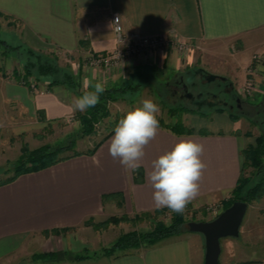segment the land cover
Instances as JSON below:
<instances>
[{"label": "crops", "instance_id": "1", "mask_svg": "<svg viewBox=\"0 0 264 264\" xmlns=\"http://www.w3.org/2000/svg\"><path fill=\"white\" fill-rule=\"evenodd\" d=\"M0 15L9 19L19 44L34 50L54 49L68 57L84 88L86 80L94 88L97 82L109 87L160 73L169 76L193 61L194 50L187 54L168 47L110 67L86 63L90 54L106 53L117 46V15L126 32L176 39L200 49L199 68L231 78L241 103L264 100V0H0ZM2 63L0 50V163L10 144L3 119L9 108L34 119L39 111L47 121L67 119L75 113L72 100L77 97L62 85L31 88L22 82L21 73L6 72ZM241 121L219 110L187 123L193 129L189 135L159 126L155 139L144 149L139 167L143 181L139 183L134 181L135 170H126L109 154L113 133L92 155L73 156L0 185V264L29 237L44 231L70 229L50 234L49 238L56 239L49 250L60 243L57 250H74L84 246L83 237L93 235L92 226L83 224L89 218L100 222L119 210L132 214L157 209L148 180L152 161L181 139H194L204 146L201 159L206 168L199 194L189 204L200 208L225 200L241 173L242 149L255 141L238 131ZM109 193H121L123 204L103 202L102 196ZM258 204L264 211V197ZM203 253L202 236L185 232L152 247L129 249L109 260L85 264H201ZM233 264H264V256Z\"/></svg>", "mask_w": 264, "mask_h": 264}, {"label": "rangeland", "instance_id": "2", "mask_svg": "<svg viewBox=\"0 0 264 264\" xmlns=\"http://www.w3.org/2000/svg\"><path fill=\"white\" fill-rule=\"evenodd\" d=\"M12 31L9 19L0 15V42H4V45L0 43V50L2 51L3 56L1 67L6 72L13 73L15 71V73L22 74L26 63L34 61V58H29L28 48L30 47L21 43L19 44L14 35H12ZM169 47H175L180 51L174 45ZM32 50L40 53L43 59H51L53 65H56V68H59L60 75L66 70L67 65H71L68 57H65L57 50ZM192 50H194L193 61L188 67L183 68L181 71L169 76H164V74L160 73L156 77L150 76L138 78L126 83V85H139V87L136 90L127 91L121 96L122 98L118 99V101L110 103V116L96 126V131L93 135L78 139L75 149L78 152H84L92 148L95 142L99 141L106 135L111 128V125H113L119 117L124 116L129 110L141 106L145 99H151L158 105L159 112L157 113V118L167 124H174L177 120H180L182 122L184 121V124L186 125L198 117L207 118L213 112L219 111H211L210 109L204 108L202 109L203 113L195 110L188 111V105L186 103L184 104V102L181 103L180 99L171 93L175 90L173 84L176 79L180 76L185 79L188 71L200 67V49L191 46L190 51ZM190 51H185V53L188 54ZM88 57L86 58V63L89 64ZM6 68H9L10 70H7ZM213 74L224 76L220 72ZM227 81L231 82L234 87V82L231 78L227 77ZM22 82L24 83V80H22ZM48 83V80L37 82L34 76H31L28 79V85L31 88H34L37 84L48 86ZM236 93L238 94V92ZM238 96H240V94H238ZM240 106V109H225V111L237 114L238 120L242 119L238 131L256 138L261 131H264V123L259 124V122L264 121V111L257 113L245 103H240ZM75 113L67 119L42 121L38 119L39 116L34 119L24 112H16L9 108L3 119L5 125H7V132L10 135V144L8 148L2 152L4 154L0 163V180H4L13 174V165L20 156L24 146H26L28 150H32L46 144L55 145L67 143L69 134L78 131L80 127L79 122L76 120ZM253 171L254 170L251 166H247L244 172L247 176H252ZM257 179L256 176H252L247 187L253 185ZM222 204V201H220L200 208L190 206L185 209L187 220H210L223 210ZM135 214L136 213H124L119 210L118 213L110 215L109 217L127 215L132 218ZM158 219L162 218L159 217ZM168 219L169 216L164 218L165 221H168ZM153 225L154 223L151 220H141L136 222L109 224L106 228L100 230L92 228L93 235L91 237H83L82 243L84 246L79 245L74 248V250L67 248L57 250V247L62 246L61 243L54 244V251L49 250V248H51L50 246H52L51 242L56 238H49V235L45 234H36L29 237L23 247L17 252L9 255L2 264H85L107 260V257L102 254V250L110 247L116 237L131 230H137L140 232L149 231ZM186 232L196 233L190 232L189 230ZM197 234L201 235L200 233ZM59 239L60 238H58V241H60ZM262 249H264V211L259 209L258 201H252L248 204L246 214L240 227L239 237H226L221 239V254L218 264H233L241 259L264 256V251H261ZM47 252H55L57 253V256L52 260L37 259L38 256ZM82 252H86L90 256L93 253L97 255L96 257H88L81 262L73 261V255ZM201 264H203V259Z\"/></svg>", "mask_w": 264, "mask_h": 264}, {"label": "trees", "instance_id": "3", "mask_svg": "<svg viewBox=\"0 0 264 264\" xmlns=\"http://www.w3.org/2000/svg\"><path fill=\"white\" fill-rule=\"evenodd\" d=\"M0 43L4 45V42ZM28 56L29 58H34V61H29L23 68L22 80H24V84L28 85V79L31 76H34L37 82L48 80L49 87L54 85L65 86L75 92L77 97L82 96L85 91H94V88L85 89L82 86L79 77L74 76L71 65H67L66 70L60 75L59 68H56V65H53L51 59H43L40 53L33 51L31 48H28ZM138 87L139 85H126V83L105 87V91L100 94L99 103L95 107L88 108L84 112L76 111L75 117L79 122L80 127L78 131L69 134L67 143L55 145L46 144L32 150H28L27 147L24 146L20 156L13 165V174L4 180H0V185L12 182L21 174L39 171L73 156L80 154H94L97 148L114 133L117 123L123 116L119 117V119L111 125V128L106 135L99 141L95 142L92 148L84 152H78L75 149L78 139L93 135L96 131V126L110 116L109 104L118 101V99L122 98L121 96L127 91L136 90ZM247 106L259 113L264 111V100L258 104H247ZM187 110L194 111L192 109ZM217 110L225 109L220 108ZM38 114L39 120H46L42 112L39 111ZM229 115L232 120H238L237 114L229 112ZM158 121L159 126L169 129L177 135H189L193 133V129L186 126L180 120H177L174 124L164 123L161 119H158ZM262 123H264V121L259 122V124ZM241 157V173L230 195L222 201L223 209L231 205L232 202L236 200H243L249 204L252 201H258L264 197V131H261L256 136L254 144H250L242 149ZM247 166H251L253 168L254 171L252 176H256L258 178L253 185L248 187L247 185L249 184V180H251L252 176H247L245 174L244 171ZM134 181L137 183L143 181L141 168L135 170ZM102 200L103 202L114 201L118 206L123 204V196L121 193L104 194L102 196ZM190 206L191 205L188 204L186 208H189ZM166 216H169L168 221L164 220ZM159 217L162 219H158ZM141 220H151L154 225L149 231L140 232L137 230H131L120 234L116 237L110 247L102 250V254L107 257V260L114 258L118 256L119 253L129 249L152 247L166 240L180 237L188 230V220L185 210L183 213L177 214L166 207L157 208L153 211L136 213L132 218L127 215L120 217L111 216L101 222H95L92 218H89L84 221L83 224L92 226L95 230H100L106 228L109 224L136 222ZM69 230L70 229L68 228L52 229L44 231L43 234L60 235ZM96 255L97 254L93 253L90 256L86 252L75 253L73 255V261L81 262L88 257H96ZM56 256L57 253L55 252H47L38 256L37 259L52 260L55 259Z\"/></svg>", "mask_w": 264, "mask_h": 264}, {"label": "clouds", "instance_id": "4", "mask_svg": "<svg viewBox=\"0 0 264 264\" xmlns=\"http://www.w3.org/2000/svg\"><path fill=\"white\" fill-rule=\"evenodd\" d=\"M85 89L91 82L85 81ZM104 84L97 82L94 91H85L72 100L74 111L84 112L99 103ZM158 105L145 99L141 106L126 112L119 120L109 144V154L119 159L126 170H136L144 156V149L155 139L159 128ZM204 146L194 139L179 140L170 151L152 161L148 180L153 188V201L157 208L166 207L181 214L199 194L200 180L206 164L201 159Z\"/></svg>", "mask_w": 264, "mask_h": 264}, {"label": "water", "instance_id": "5", "mask_svg": "<svg viewBox=\"0 0 264 264\" xmlns=\"http://www.w3.org/2000/svg\"><path fill=\"white\" fill-rule=\"evenodd\" d=\"M198 76L206 81L207 86L210 83L219 80L222 82L227 81V77L225 76H219L206 72L202 68H198L187 72L186 82H190ZM186 85L187 84L185 83L184 86ZM229 85L233 86L231 82H229ZM200 95L201 93L196 95L197 100L195 103L197 104H199L198 98ZM187 96L191 97L193 94L188 92ZM236 102L240 105L241 98L236 97ZM207 106L209 109H212L213 107H216V104L208 101ZM223 106H226V103L223 104ZM247 208V202L236 200L210 220H192L187 222V227L190 232L200 233L204 238L203 264H218L221 254V239L226 237H239L240 227Z\"/></svg>", "mask_w": 264, "mask_h": 264}, {"label": "built area", "instance_id": "6", "mask_svg": "<svg viewBox=\"0 0 264 264\" xmlns=\"http://www.w3.org/2000/svg\"><path fill=\"white\" fill-rule=\"evenodd\" d=\"M114 32L116 35L117 46L106 53L90 54L88 62L94 67H110L120 64L124 59L142 54H147L161 48L176 46L180 51H190L191 45L169 39L162 36L146 37L138 32H126L118 21L117 15L114 16ZM247 91L249 89L247 88Z\"/></svg>", "mask_w": 264, "mask_h": 264}, {"label": "flooded vegetation", "instance_id": "7", "mask_svg": "<svg viewBox=\"0 0 264 264\" xmlns=\"http://www.w3.org/2000/svg\"><path fill=\"white\" fill-rule=\"evenodd\" d=\"M185 83L187 84L186 86H184ZM173 86L175 87V90L171 92L172 95H176L180 99L181 103H186L188 105V109L203 113V108L209 109L207 106L208 101L216 104V107L210 109L211 111L220 108L229 110L241 108V106L236 102V97L240 96H238L234 87L229 85L228 81L222 82L219 80L212 82L207 86L206 81L201 79L199 76L190 82H186V78L183 79V77L180 76L175 80ZM188 92H191L193 96L188 97ZM199 93H201V95L198 98L199 104H197L195 103L197 100L196 95ZM225 103L226 106H223Z\"/></svg>", "mask_w": 264, "mask_h": 264}]
</instances>
